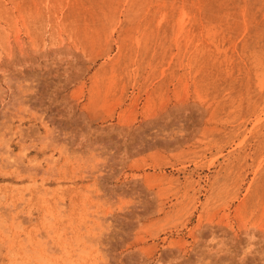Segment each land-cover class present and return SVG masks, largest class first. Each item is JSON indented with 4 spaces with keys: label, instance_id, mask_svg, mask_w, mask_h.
<instances>
[{
    "label": "rangeland",
    "instance_id": "1",
    "mask_svg": "<svg viewBox=\"0 0 264 264\" xmlns=\"http://www.w3.org/2000/svg\"><path fill=\"white\" fill-rule=\"evenodd\" d=\"M0 264H264V0H0Z\"/></svg>",
    "mask_w": 264,
    "mask_h": 264
},
{
    "label": "bare ground",
    "instance_id": "2",
    "mask_svg": "<svg viewBox=\"0 0 264 264\" xmlns=\"http://www.w3.org/2000/svg\"><path fill=\"white\" fill-rule=\"evenodd\" d=\"M1 245V244H0Z\"/></svg>",
    "mask_w": 264,
    "mask_h": 264
}]
</instances>
